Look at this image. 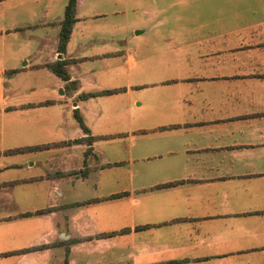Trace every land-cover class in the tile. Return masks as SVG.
Instances as JSON below:
<instances>
[{
  "label": "crops",
  "instance_id": "0c3cea01",
  "mask_svg": "<svg viewBox=\"0 0 264 264\" xmlns=\"http://www.w3.org/2000/svg\"><path fill=\"white\" fill-rule=\"evenodd\" d=\"M68 1L0 0V264H264V19L189 0L151 67L133 0H76L60 52Z\"/></svg>",
  "mask_w": 264,
  "mask_h": 264
},
{
  "label": "rangeland",
  "instance_id": "374dc122",
  "mask_svg": "<svg viewBox=\"0 0 264 264\" xmlns=\"http://www.w3.org/2000/svg\"><path fill=\"white\" fill-rule=\"evenodd\" d=\"M134 11H129L127 16L132 22V26L138 30L147 31L135 38L130 44L137 51L136 60L141 61L143 56H151L150 66H157L160 52L166 50H174L181 46L180 51L183 58V67L189 66L190 43L198 35L192 33V15L190 11L189 0H183L182 6H175V0H133ZM260 4V5H259ZM255 10H252V9ZM147 11L148 15H143V11ZM247 12L241 13L240 18L234 19L233 13H229L232 18L229 20L230 27L233 29L236 24L251 25L255 21L264 19V1L247 0ZM226 14V13H225ZM217 13L209 12V18L213 19ZM195 20H208L207 16H193ZM228 22V21H227ZM129 28L130 37L135 35L133 27ZM211 29H202V33H206ZM213 30V29H212ZM227 28H215V31H224ZM252 30H247V34ZM126 33V32H125ZM127 34V33H126ZM162 50V51H161ZM181 62V64H182Z\"/></svg>",
  "mask_w": 264,
  "mask_h": 264
},
{
  "label": "trees",
  "instance_id": "16d2710c",
  "mask_svg": "<svg viewBox=\"0 0 264 264\" xmlns=\"http://www.w3.org/2000/svg\"><path fill=\"white\" fill-rule=\"evenodd\" d=\"M75 12H76V0H69L68 4L65 8V13H64V19L61 22V29H60V39H59V50L60 52L65 50L66 44L68 42L71 30H72V26L75 22ZM65 63L62 62H56L52 65H49L48 67L52 70V72H54L58 77L66 80L67 77V73L65 71ZM15 71H11L10 73H14ZM76 118L78 119V121L80 122V124L82 125V122L79 118L78 115H76ZM48 146H40V147H30V148H24V149H18L15 151H12V153L14 152H23V151H30V150H41L44 149ZM113 197H118V196H113Z\"/></svg>",
  "mask_w": 264,
  "mask_h": 264
}]
</instances>
